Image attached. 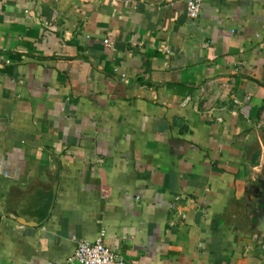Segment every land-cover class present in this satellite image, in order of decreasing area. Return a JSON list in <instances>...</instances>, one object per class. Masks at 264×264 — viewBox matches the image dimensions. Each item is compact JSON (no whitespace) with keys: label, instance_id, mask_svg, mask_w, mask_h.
I'll list each match as a JSON object with an SVG mask.
<instances>
[{"label":"crops","instance_id":"crops-1","mask_svg":"<svg viewBox=\"0 0 264 264\" xmlns=\"http://www.w3.org/2000/svg\"><path fill=\"white\" fill-rule=\"evenodd\" d=\"M186 10L0 0V264H264V0Z\"/></svg>","mask_w":264,"mask_h":264},{"label":"built area","instance_id":"built-area-1","mask_svg":"<svg viewBox=\"0 0 264 264\" xmlns=\"http://www.w3.org/2000/svg\"><path fill=\"white\" fill-rule=\"evenodd\" d=\"M186 12L188 18H198L204 0H185ZM108 46L112 43L106 40ZM125 77V74L122 75ZM60 264H138L122 253L111 249L105 242V233L101 232L98 238L94 241L81 240L77 243V246L72 254H70Z\"/></svg>","mask_w":264,"mask_h":264},{"label":"water","instance_id":"water-1","mask_svg":"<svg viewBox=\"0 0 264 264\" xmlns=\"http://www.w3.org/2000/svg\"><path fill=\"white\" fill-rule=\"evenodd\" d=\"M260 186H261V188H262V190H263V192L261 193V195H260V198H261V203H262V205H261V210L263 211L264 210V177L263 178H260ZM262 211H260L258 214L260 215V219L262 220ZM261 226H262V224H261Z\"/></svg>","mask_w":264,"mask_h":264}]
</instances>
